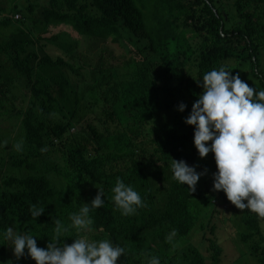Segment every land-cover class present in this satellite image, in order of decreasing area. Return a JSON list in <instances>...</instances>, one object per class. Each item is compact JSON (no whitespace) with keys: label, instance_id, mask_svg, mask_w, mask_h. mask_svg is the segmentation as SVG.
<instances>
[{"label":"trees","instance_id":"16d2710c","mask_svg":"<svg viewBox=\"0 0 264 264\" xmlns=\"http://www.w3.org/2000/svg\"><path fill=\"white\" fill-rule=\"evenodd\" d=\"M223 1L227 5L222 0H65L59 9L57 0H49L36 23H61L83 38L127 44L128 54L114 67L108 49L90 61L96 64L92 68L79 62L89 61L76 54L75 44L53 58L40 54L41 38L38 44L25 34L4 40L0 36V117L16 118L22 138L13 143L7 135L0 140V233L10 227L37 237V246L45 248L59 219L68 228L61 243L70 245L80 235L90 242L110 240L125 249L117 264H133L129 242L137 243L147 230L167 247L173 242L169 236L179 242L167 252V258L173 257L168 264H237L246 256L264 264L262 218L237 209L223 191L213 190L214 155L200 158L193 141L187 151L194 127L183 124L171 132L155 122L143 131L149 120L157 121L159 113L178 109L180 103L187 107L174 120L187 118L203 91L197 82L223 64L250 65L259 85L255 88L264 90V0ZM232 12L236 18L226 20ZM4 22L0 20V27H7ZM174 43L180 46L173 50L175 56L169 51ZM194 47H200L195 56ZM74 58L75 64L70 63ZM117 67H133L132 74L140 77L126 73L116 78ZM132 111L139 124L129 122L119 129ZM145 136L154 148L150 159L143 151L139 154ZM19 142L21 151L15 148ZM148 159L155 160L151 166L162 165L160 174L156 167L147 169ZM172 159L205 173L195 191L172 178ZM118 161L123 166L115 171L111 165ZM51 173L65 190L52 187ZM150 174L162 177L165 197L155 198ZM117 179L132 187L135 181L146 186L142 201L153 205L156 199L158 207L144 205L133 215H121L111 200ZM86 186L92 199L101 189L105 203L90 212L91 231L78 233L70 219L81 202L74 189ZM222 205L225 209L218 210ZM32 206L44 213L33 218ZM214 213L231 217L219 219ZM229 245L237 255L225 262L222 256ZM10 246L0 235V264H35L27 254L18 260Z\"/></svg>","mask_w":264,"mask_h":264},{"label":"clouds","instance_id":"9594fccd","mask_svg":"<svg viewBox=\"0 0 264 264\" xmlns=\"http://www.w3.org/2000/svg\"><path fill=\"white\" fill-rule=\"evenodd\" d=\"M197 83L203 91L184 122L194 127L193 143L199 157L205 158L209 153L214 155L217 170L212 174L213 190L223 191L237 209H247L264 218V90L250 87L238 73L232 75L225 67L207 72L202 82ZM186 107L180 103L178 111L183 112ZM15 148L21 151L22 142ZM171 172L172 178L186 185L191 192L205 174L197 172L184 160L174 159ZM112 193L111 200L123 216L133 215L143 207L140 194L120 179ZM103 195L98 189L95 198L90 203H83L79 212L70 217L71 227L78 233L91 231L90 212L104 205ZM43 213L42 208L32 206L33 218ZM54 223V235L45 248L37 246V237L14 232L10 227L0 235L10 241L18 260L27 254L35 264H117L125 254L123 247L114 246L110 240L90 242L85 235L73 239L70 245L61 243L68 228L59 219ZM147 264L161 262L157 256H151Z\"/></svg>","mask_w":264,"mask_h":264},{"label":"rangeland","instance_id":"374dc122","mask_svg":"<svg viewBox=\"0 0 264 264\" xmlns=\"http://www.w3.org/2000/svg\"><path fill=\"white\" fill-rule=\"evenodd\" d=\"M64 2L65 0H57L59 9H61V7L64 5ZM222 2L224 5H227V3L226 2L224 3L223 0ZM30 6L34 8L32 12L31 11L28 12L27 10ZM49 6H50L49 0H0V20L1 21L5 20L4 23L7 24V27H0V36L2 35L1 39L4 40L10 36L14 37V36H19L21 34H25L26 36H29L30 38H32L34 41H38V44H39V40L41 38V42L38 45L40 54H43L45 52L46 54L51 55V57L53 58L60 57L62 55V52L66 49L67 46L71 44H75L76 54L85 58L86 61H89V62H85L84 60H79V62L85 63L91 66L92 68H95L96 64L90 61H92L95 58V56L98 55L99 53H103V51L106 49H108V56H112L116 60V62L114 61L109 62V65L113 67L117 63L122 61L123 56L128 54L129 48L127 44L123 41H118V43L112 44L109 42V39L107 41H104V40L90 38V37L88 38L80 37L74 31H72L68 26H65L61 23H49L48 25H40V23H36L38 20H40L44 12V9L48 8ZM235 18H236L235 12H232V17H231V14L225 15L226 20L228 19L234 20ZM54 36H56L58 39L54 41H50V39ZM200 41L201 39L199 40V42ZM175 48L178 49L180 48V46L178 47L177 43H174L172 46L169 47V51L171 52V55L173 56H175V53L173 52ZM199 50H200V47L193 48L194 56L196 55V53L199 52ZM151 55L153 56L154 54H151ZM158 56H159L158 57L159 59H162L164 57L163 54L158 55ZM73 61H76V59L74 58L72 61H70V63L75 64V62ZM190 67H191L190 64H185L184 66V68H187V69H190ZM222 67H225L226 70H231L232 73L233 72L235 73L234 75L238 73L241 80L246 82L250 87L255 88L259 86L257 81L253 80L250 65L248 64L239 65L237 61L236 62L233 61V62L228 63V65L223 64ZM260 67L262 70H264V52L262 53ZM191 68H193V66ZM133 71H134L133 67H131L130 69L117 67L114 73L115 74L114 76L118 78L123 74L129 73L131 76H133L134 79L135 78L138 79V77L140 76L138 75L136 77V75L132 74ZM71 77L74 78L73 76ZM17 93L19 95H22L19 91H17ZM16 107L18 109L20 108L17 105ZM178 112H179L178 109L175 108L174 110H171V111L159 113L157 117V121L149 120L148 121L149 125L148 126L145 125L143 128L144 129L143 131L146 132V130H150L153 127L152 124L155 122H156V126H165L167 131L174 132L180 129V127L183 124H185L184 121L186 117L184 115V116H180L178 121L174 120L175 113L178 114ZM126 115L128 116V119L125 122H122L123 124L119 126V129H121L122 127H125L129 122L135 126L139 124V120L136 116V111L126 113ZM89 116L90 115H88V119H89ZM93 117H95L94 114L91 115V118ZM7 135H10L13 143L15 142L16 138H19L22 140V138L20 137L18 120L16 118H8L5 115V117L3 116L0 117V140L4 141L3 138ZM146 138L147 136L144 137V140H143L144 142H141L140 144L142 149L140 148L141 151H139V154H141V152L143 151L144 153H146L147 155L146 157L150 159V154L154 150V148L151 145L152 143L148 142V138L147 139ZM192 141L193 140L189 139V142L187 144L188 145L187 151H191ZM205 158L208 159V157H205ZM149 159H148L147 164L145 165L147 169L148 168L150 169V167L151 168L156 167L158 173L160 174L162 171L161 169L162 165L159 166L157 163H154L153 166H151V161L154 162L155 160H149ZM111 166H113V168L116 169L115 171H118L117 169L121 168L123 164L118 161V162H114ZM157 171L155 173H157ZM52 175L53 173L50 174V177L53 179L51 183L52 187H54L56 190H60V189L65 190L64 188L66 187L64 186V184L58 178L52 177ZM148 176L151 177V179L155 181L154 187L152 188L154 193L156 194L155 198L158 199L161 195L165 197L164 191H165L166 186L162 185V177H159L156 174H150ZM133 186H134L133 187L134 190H136L139 194H144L145 192H147L145 190L146 186L145 187L141 186L140 184L137 183V181L134 182ZM74 190L76 191V194L79 195L78 198H80L81 200V202L79 203L77 207V212H75L76 214L79 212L83 203H90L92 201V197H91L90 188H88L87 186L84 187L83 189L80 188L79 192L77 191V189H74ZM152 202H153V205L147 201H143V206L151 205L153 207H158V203L156 199H153ZM230 205L233 206V204H230ZM217 208L218 210L219 208L225 209V205L217 206ZM214 215L216 217H220L219 219H222V218L230 219L231 217V215H229L228 213L221 214V215L214 213ZM135 216L136 218H139V216L137 215ZM261 221L262 222L260 223V225L264 232V219L262 218ZM229 228H231V226H229ZM141 237L142 238L137 243L129 242L128 249L130 250L131 256H133L134 258L133 264H147V259L150 258L151 256H157L160 259L161 264L170 263V258L173 259V257L170 256V258H167L166 257L168 255L167 252H170L169 250L170 247L176 246L179 242L175 241V239L173 240L172 236H169L171 238L169 237L168 238L173 242H170L168 244L169 247H167L160 239H158L155 236L154 232H151L149 230L144 231L141 234ZM191 238H194V237L192 236ZM230 238H231V235L228 236V240ZM126 239L127 237L126 238L124 237L123 239L120 240L119 243L124 242ZM183 242L184 244L186 243L185 241ZM184 244L182 243L181 247ZM188 244L189 243H187V248L189 247ZM229 248H230L229 250L227 249V247L224 248L226 249V251L224 255L222 256V259L225 262L232 261V259L237 255V253L233 252L231 245H229ZM237 264H256V263H254L252 258L250 259L248 256H246L244 258V261L238 260Z\"/></svg>","mask_w":264,"mask_h":264}]
</instances>
